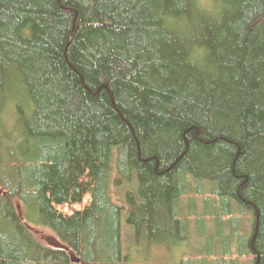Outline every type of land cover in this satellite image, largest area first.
I'll return each instance as SVG.
<instances>
[{"label":"trees","instance_id":"obj_1","mask_svg":"<svg viewBox=\"0 0 264 264\" xmlns=\"http://www.w3.org/2000/svg\"><path fill=\"white\" fill-rule=\"evenodd\" d=\"M208 215L264 264V0H0V264L147 262Z\"/></svg>","mask_w":264,"mask_h":264},{"label":"rangeland","instance_id":"obj_2","mask_svg":"<svg viewBox=\"0 0 264 264\" xmlns=\"http://www.w3.org/2000/svg\"><path fill=\"white\" fill-rule=\"evenodd\" d=\"M192 198H195V201L197 200L198 203L202 201L197 196ZM86 202L87 197L84 199L82 205L65 206L64 208L57 206V208L62 210L64 214H71L74 211L81 210ZM183 207L185 208L184 204ZM251 224L252 219L249 215L239 218V221L234 223L230 221L224 222L223 225L216 224L210 215L205 216L200 221L190 218V237L188 241L178 246L171 245L165 247L162 245V247H159L150 254V260L147 262H145L143 254L139 251H134L131 253L130 259L132 261L129 264H251L252 256L246 245L241 250H237L236 242H234V247L230 249L231 255L228 257L224 254L223 249L225 241L222 242V238L228 236L232 229L235 234L249 238ZM122 227L123 229L125 228L124 221H122ZM30 228L41 243L51 245L52 238L55 237L51 231L40 226H31ZM123 239H125L124 236ZM237 251L242 253V255Z\"/></svg>","mask_w":264,"mask_h":264},{"label":"bare ground","instance_id":"obj_3","mask_svg":"<svg viewBox=\"0 0 264 264\" xmlns=\"http://www.w3.org/2000/svg\"><path fill=\"white\" fill-rule=\"evenodd\" d=\"M134 251H136V252L139 251L141 254H143V256H144V260L147 259L148 254H146V253L144 252V248H140L139 246H137V247H135V248H131V250L128 251V255L126 256V258L128 259V264L132 261V260L130 259V257H131V253L134 252Z\"/></svg>","mask_w":264,"mask_h":264}]
</instances>
